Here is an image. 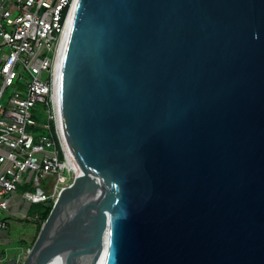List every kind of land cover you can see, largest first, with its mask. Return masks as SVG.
<instances>
[{
	"label": "water",
	"instance_id": "95a60500",
	"mask_svg": "<svg viewBox=\"0 0 264 264\" xmlns=\"http://www.w3.org/2000/svg\"><path fill=\"white\" fill-rule=\"evenodd\" d=\"M55 87L75 171L20 264H264V0H75Z\"/></svg>",
	"mask_w": 264,
	"mask_h": 264
},
{
	"label": "built area",
	"instance_id": "2783aa9c",
	"mask_svg": "<svg viewBox=\"0 0 264 264\" xmlns=\"http://www.w3.org/2000/svg\"><path fill=\"white\" fill-rule=\"evenodd\" d=\"M72 1L0 0V210L16 220L29 219L33 204H51L74 173L53 102L55 62ZM9 87L12 92L4 96ZM38 102L46 107L43 125L32 114ZM40 128L48 129L49 136L35 135L33 131ZM28 170L32 178L29 188H24L20 179ZM48 177L53 182L42 185ZM7 226L6 217H0V242L8 241L2 234ZM29 247L24 243L10 256L0 253V264L12 259L18 264Z\"/></svg>",
	"mask_w": 264,
	"mask_h": 264
},
{
	"label": "rangeland",
	"instance_id": "374dc122",
	"mask_svg": "<svg viewBox=\"0 0 264 264\" xmlns=\"http://www.w3.org/2000/svg\"><path fill=\"white\" fill-rule=\"evenodd\" d=\"M12 92V87L7 88L6 92L4 93V96ZM52 111V106L48 101L47 106ZM45 105L42 103H37L34 109L32 110L33 118L36 120L37 123L40 125H43V123L47 122V113L45 111ZM31 127H27L28 131H31ZM35 132V135L43 134L49 136V131L46 128H40ZM32 173L30 170L26 171L21 176V183H23L24 188H29V184L31 182ZM72 179V178H71ZM51 182H53V178L51 177L44 178L42 185H50ZM70 179L66 182L69 183ZM23 188L19 185V191H21ZM44 204V203H40ZM41 205L33 204L32 208L28 212V218H31V216L38 215V212L41 209ZM0 217H6L7 219V229L5 231H2L3 236L8 238V241H1L0 242V253H7L9 256L13 253L17 252L20 246H23L24 243L29 244L31 243L34 235H36V228L35 224L27 219H18L16 220L13 217L8 216L3 211L0 210ZM24 255H21L18 259V264L21 263L22 259L24 258Z\"/></svg>",
	"mask_w": 264,
	"mask_h": 264
},
{
	"label": "trees",
	"instance_id": "16d2710c",
	"mask_svg": "<svg viewBox=\"0 0 264 264\" xmlns=\"http://www.w3.org/2000/svg\"><path fill=\"white\" fill-rule=\"evenodd\" d=\"M50 122V131H52L51 132V134H52V137L55 139V137H54V134H53V127H52V121L50 120L49 121ZM71 181V180H70ZM68 184V183H67ZM65 185H66V183H65ZM37 205L39 204V205H41L42 207H41V209H40V211L38 212V220H34V219H32V217L33 216H31V218H29V219H27V220H29V221H31V222H33L34 224H35V228H36V233H37V231H38V229H39V226H40V224H41V222L47 217V215H48V213H49V210H50V208H51V204L49 203V204H40V203H36ZM32 208V205L29 207V209H28V212L30 211V209ZM29 214V213H28ZM34 237H35V235H34ZM34 237H33V239H34ZM33 239H32V241H31V243L33 242ZM31 243H29V245H31Z\"/></svg>",
	"mask_w": 264,
	"mask_h": 264
},
{
	"label": "bare ground",
	"instance_id": "6f19581e",
	"mask_svg": "<svg viewBox=\"0 0 264 264\" xmlns=\"http://www.w3.org/2000/svg\"><path fill=\"white\" fill-rule=\"evenodd\" d=\"M74 1L75 0L72 1L71 7H70V12H71L72 7L74 5ZM70 12H69V15H70ZM69 15H68V17H69ZM61 44H62V39L60 41L59 49H58V52H57V58H56V62H55V73H54L55 74V77L53 79V102H54V110H55V113H57V99H56V96L57 95H56V87L55 86H56L57 66H58V61H59V56H60ZM57 125H58V122H57ZM74 171H75V168H74ZM48 264H56V263H54V262L51 261Z\"/></svg>",
	"mask_w": 264,
	"mask_h": 264
}]
</instances>
